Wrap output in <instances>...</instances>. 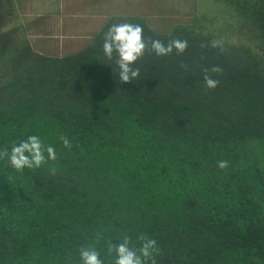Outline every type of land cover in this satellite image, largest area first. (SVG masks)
<instances>
[{
    "label": "trees",
    "instance_id": "16d2710c",
    "mask_svg": "<svg viewBox=\"0 0 264 264\" xmlns=\"http://www.w3.org/2000/svg\"><path fill=\"white\" fill-rule=\"evenodd\" d=\"M221 1L216 33L205 16L163 32L113 16L53 51L5 28L15 2L0 0V149L38 134L57 152L21 172L0 160V264H79L89 243L111 264L104 241L124 233L157 241L154 264H264V0ZM123 21L187 47L146 49L122 82L100 44Z\"/></svg>",
    "mask_w": 264,
    "mask_h": 264
},
{
    "label": "clouds",
    "instance_id": "9594fccd",
    "mask_svg": "<svg viewBox=\"0 0 264 264\" xmlns=\"http://www.w3.org/2000/svg\"><path fill=\"white\" fill-rule=\"evenodd\" d=\"M100 51L105 61L111 66L118 79L122 82L134 80L139 75L136 62L148 49L157 57L168 56L175 51L182 53L187 47V41L181 38H172L164 42L160 39L146 40L143 37V28L139 23L128 21L109 23L101 32ZM212 46L216 47L214 43ZM218 66L203 70L202 82L206 89L215 88L218 80L210 73H218ZM60 143L70 147L69 140L61 136ZM56 148L51 143H46L38 134H26L12 141L6 148L0 149V160L6 161L9 168L16 172L24 169L41 167L46 161L55 160ZM220 168L227 164L226 159L217 161ZM138 242V243H137ZM104 252L109 257L111 264H154V254L158 251L157 241L146 234H137L135 240L124 233L119 241H104ZM79 264H105L100 251L95 243L82 245L78 249Z\"/></svg>",
    "mask_w": 264,
    "mask_h": 264
},
{
    "label": "rangeland",
    "instance_id": "374dc122",
    "mask_svg": "<svg viewBox=\"0 0 264 264\" xmlns=\"http://www.w3.org/2000/svg\"><path fill=\"white\" fill-rule=\"evenodd\" d=\"M173 1L176 5V8L172 6L173 9L169 12H166L165 15H157L156 12L150 13L144 11V15L142 17L145 18V22L152 29L161 32L167 31L176 21L188 22L193 18L200 19L202 18V16H205L200 20V22L202 23L206 22H204L205 19L215 20L211 25L213 26L212 30L215 33L218 31L222 24H225L222 18L224 16V12L227 9L225 8L221 0H187L184 2L188 5V7L185 9L180 6L178 2L179 0ZM16 3L18 14L17 12H15V18L7 23L5 28H16L17 38H23L25 36L27 40L35 47H46L52 49L53 51H60L59 46L64 43V37L80 36L85 39L96 28V26L91 23V19L93 18L87 17L82 19L87 20L90 23L83 28L79 26L77 28H74V26H72L70 32H66L63 34L57 33L56 31L58 29L64 28V25H61L63 18L57 16L60 15L61 12H63L64 9L62 7V9L59 7L58 9L41 10V6L39 5L38 0H23L22 2H20L21 5L19 4V2ZM45 3H51L53 5L59 4L58 1H45ZM129 10L130 11L126 13L135 14V11L133 9ZM42 24H44L47 28L45 29V27H42ZM98 25L99 24H97V27ZM68 30H70V26L68 27ZM86 31L87 33H84Z\"/></svg>",
    "mask_w": 264,
    "mask_h": 264
},
{
    "label": "crops",
    "instance_id": "0c3cea01",
    "mask_svg": "<svg viewBox=\"0 0 264 264\" xmlns=\"http://www.w3.org/2000/svg\"><path fill=\"white\" fill-rule=\"evenodd\" d=\"M13 1L15 2V12H17L18 14L16 2H19V4L21 5L20 2H22L23 0ZM45 1H58L59 4H46ZM185 1L187 0L178 1L180 6L184 9L188 7L187 3H184ZM38 2L41 6V10L58 9L59 7H62L64 9L60 14L61 16L57 15L63 18L61 25H64V28H60L56 31L57 33L61 34L70 32L72 26H74V28H77L78 26L83 28L90 23L87 20H83L82 18H93L91 19V23L96 26V28L94 29L95 31L100 26V24H102L103 21L108 17L133 16L144 18L142 17L144 15V11L150 13L156 12L157 15H165V13L172 10L173 7L176 8L173 0H38ZM129 9H133L135 11V14L126 13L130 11ZM97 24H99L98 27ZM69 26L70 30H68ZM42 27H45V29L47 28L44 24H42ZM84 33H87V31ZM64 38V43L59 46L60 51L64 47H67L68 50H71L72 47L79 46L80 44H82L81 42L85 40L80 36H67Z\"/></svg>",
    "mask_w": 264,
    "mask_h": 264
}]
</instances>
